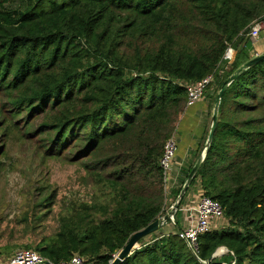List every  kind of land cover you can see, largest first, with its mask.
<instances>
[{
	"label": "trees",
	"instance_id": "obj_1",
	"mask_svg": "<svg viewBox=\"0 0 264 264\" xmlns=\"http://www.w3.org/2000/svg\"><path fill=\"white\" fill-rule=\"evenodd\" d=\"M262 17L264 0H0V155L15 131L41 136L48 156L78 162L103 195L61 212L33 249L53 264L74 254L110 264L164 212L159 160L185 85L213 73V105L251 58L246 33ZM194 184L228 224L201 234L194 253L177 211L178 230L142 237L119 264H264V58L227 86L179 207Z\"/></svg>",
	"mask_w": 264,
	"mask_h": 264
},
{
	"label": "rangeland",
	"instance_id": "obj_2",
	"mask_svg": "<svg viewBox=\"0 0 264 264\" xmlns=\"http://www.w3.org/2000/svg\"><path fill=\"white\" fill-rule=\"evenodd\" d=\"M250 40L254 45L263 42L264 28ZM40 138L23 137V131H15L6 139L4 154L0 155L1 259L19 248H34L43 238L53 235L59 214L71 205L89 203L94 197L103 199L98 188L84 180L85 171L78 162L48 156ZM48 193L52 197L43 201ZM166 200L160 216L171 205L168 194ZM214 224L219 228L228 222L222 217Z\"/></svg>",
	"mask_w": 264,
	"mask_h": 264
},
{
	"label": "built area",
	"instance_id": "obj_3",
	"mask_svg": "<svg viewBox=\"0 0 264 264\" xmlns=\"http://www.w3.org/2000/svg\"><path fill=\"white\" fill-rule=\"evenodd\" d=\"M264 28V17L256 19L249 25L247 31L248 37L256 38ZM235 51L231 46H228L223 60L229 64L234 59ZM214 74L210 73L204 76L202 79L187 83L185 85L186 90V104H193L201 99L207 88L213 82ZM177 148V136L176 130L167 138L164 143L163 153L159 160L160 167L162 168L163 184L165 193L169 189L170 172L172 163L175 158ZM190 213V219L184 228L178 231V236L182 238L195 253L198 249V237L208 231L216 220L223 217V209L218 201L201 195L196 202L187 208ZM50 260L43 257L38 251L33 248H20L15 250L7 258L1 259L0 264H46L45 262ZM57 264H90L82 256L74 254L69 260L59 262Z\"/></svg>",
	"mask_w": 264,
	"mask_h": 264
},
{
	"label": "crops",
	"instance_id": "obj_4",
	"mask_svg": "<svg viewBox=\"0 0 264 264\" xmlns=\"http://www.w3.org/2000/svg\"><path fill=\"white\" fill-rule=\"evenodd\" d=\"M264 51V41L260 44H253L252 49L249 52L250 57L260 54ZM213 88L211 86L207 89L204 96L193 104L186 105L185 110L177 124L176 136H177V148L175 158L172 163L170 172V182L168 189V200L171 204L175 198L173 190L180 186L181 182L185 180L188 168L193 166L198 156L201 154L203 148L202 143L204 138H207V134L210 127V119L212 114V95ZM208 128V130H207ZM206 141V140H205ZM204 141V144H205ZM200 196V187L198 184H194L187 191V194L179 207V213L176 216L180 228H184L190 219V213L187 210L198 197ZM171 206V205H170ZM170 208V207H169ZM176 214V213H175ZM215 224L211 228H215ZM178 230L175 226V215L173 221L163 225L157 232L160 231H174Z\"/></svg>",
	"mask_w": 264,
	"mask_h": 264
},
{
	"label": "water",
	"instance_id": "obj_5",
	"mask_svg": "<svg viewBox=\"0 0 264 264\" xmlns=\"http://www.w3.org/2000/svg\"><path fill=\"white\" fill-rule=\"evenodd\" d=\"M264 58V51L260 54H257L253 57H251L247 62H245L241 68L234 73H232L230 76H228L224 82L222 83L219 91L216 94L213 109H212V114H211V119H210V127L208 131V135L203 147V150L201 154L198 156L196 159L195 163L187 173V176L181 186V189L176 196L174 202L171 204L169 210L162 216H158L156 219H154L152 222H150L148 225L143 227L142 229L133 232L125 245L117 252V254L114 255L113 259L111 260L110 264H119L121 261H123L127 256H129L132 251L136 247V243L142 238L145 237L153 232L158 231L163 225L167 224L170 221H173L175 213L179 210V204L183 198V195L185 194L187 188L189 187L193 177L195 176L197 170L199 169L202 161L204 160L206 151L211 143V140L214 135V131L216 128V123H217V115H218V108L221 102V99L224 95V92L227 88V86L232 82L238 74L245 70L246 68H249L253 64L257 63L261 59ZM225 251H228V249L224 248ZM46 264H51L49 261L45 262Z\"/></svg>",
	"mask_w": 264,
	"mask_h": 264
}]
</instances>
